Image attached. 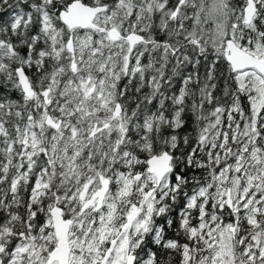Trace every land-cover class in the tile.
<instances>
[{"label":"snow or ice","instance_id":"1","mask_svg":"<svg viewBox=\"0 0 264 264\" xmlns=\"http://www.w3.org/2000/svg\"><path fill=\"white\" fill-rule=\"evenodd\" d=\"M0 264H264V0H0Z\"/></svg>","mask_w":264,"mask_h":264}]
</instances>
